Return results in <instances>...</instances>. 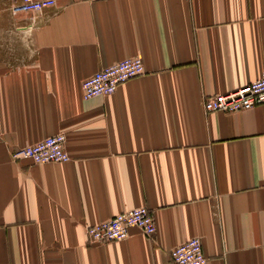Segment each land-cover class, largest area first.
<instances>
[{
    "label": "crops",
    "instance_id": "crops-1",
    "mask_svg": "<svg viewBox=\"0 0 264 264\" xmlns=\"http://www.w3.org/2000/svg\"><path fill=\"white\" fill-rule=\"evenodd\" d=\"M20 1L0 0L1 29H21L26 48L0 65V264H173L192 238L206 264H264V104L203 109L264 71V0H57L13 13ZM126 58L145 73L82 97L85 79ZM59 133L69 161L11 159ZM140 207L153 237L88 242L87 227Z\"/></svg>",
    "mask_w": 264,
    "mask_h": 264
},
{
    "label": "built area",
    "instance_id": "built-area-1",
    "mask_svg": "<svg viewBox=\"0 0 264 264\" xmlns=\"http://www.w3.org/2000/svg\"><path fill=\"white\" fill-rule=\"evenodd\" d=\"M99 2L105 0H87ZM57 0H21L12 8L13 13H35L56 6ZM145 73L140 58H126L114 65L97 71L82 82V97L89 99L113 94L120 85ZM264 104V71L255 81L225 94L204 97L206 113H233L249 110ZM66 136L63 133L47 137L33 145L16 149L11 154L13 161L29 160L33 164L63 163L70 160L65 150ZM132 228L153 237L156 224L146 207L119 213L110 220L87 227L88 242L106 244L125 240ZM173 264H206L200 239L192 238L177 245L169 252Z\"/></svg>",
    "mask_w": 264,
    "mask_h": 264
},
{
    "label": "rangeland",
    "instance_id": "rangeland-1",
    "mask_svg": "<svg viewBox=\"0 0 264 264\" xmlns=\"http://www.w3.org/2000/svg\"><path fill=\"white\" fill-rule=\"evenodd\" d=\"M2 11H0L1 14ZM1 25V24H0ZM21 29H13L10 31V35H7L9 32L5 29H1L0 27V65L5 64L7 62V59L9 57L13 58H20V56L23 54V51L26 49H22V42L21 37H19L21 34ZM19 34V36H18ZM24 40V43H27V34L25 36H22V41ZM8 63V62H7Z\"/></svg>",
    "mask_w": 264,
    "mask_h": 264
}]
</instances>
